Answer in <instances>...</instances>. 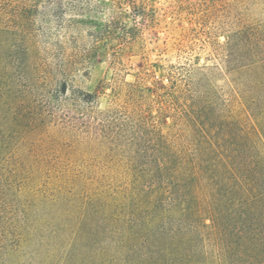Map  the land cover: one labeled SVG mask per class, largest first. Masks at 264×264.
Wrapping results in <instances>:
<instances>
[{
    "label": "rangeland",
    "instance_id": "rangeland-1",
    "mask_svg": "<svg viewBox=\"0 0 264 264\" xmlns=\"http://www.w3.org/2000/svg\"><path fill=\"white\" fill-rule=\"evenodd\" d=\"M196 105L264 158V0H0V264L186 257L140 229L132 174L203 135Z\"/></svg>",
    "mask_w": 264,
    "mask_h": 264
},
{
    "label": "trees",
    "instance_id": "trees-1",
    "mask_svg": "<svg viewBox=\"0 0 264 264\" xmlns=\"http://www.w3.org/2000/svg\"><path fill=\"white\" fill-rule=\"evenodd\" d=\"M90 98L83 95L84 101ZM191 112L194 129L203 135L180 142L176 152L151 158V169L132 174L131 198L146 208L140 229L156 230L164 249L187 253L174 264L197 261L204 232L218 250L212 260L205 256L207 262L264 264V158L244 128L233 136L210 137L211 111L196 105ZM253 118L264 124V107ZM138 222L130 220L135 227Z\"/></svg>",
    "mask_w": 264,
    "mask_h": 264
}]
</instances>
